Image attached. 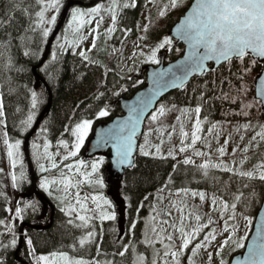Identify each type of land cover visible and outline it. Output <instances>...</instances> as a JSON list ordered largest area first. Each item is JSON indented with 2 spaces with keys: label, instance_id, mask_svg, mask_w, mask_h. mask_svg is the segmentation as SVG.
I'll return each instance as SVG.
<instances>
[{
  "label": "snow or ice",
  "instance_id": "1",
  "mask_svg": "<svg viewBox=\"0 0 264 264\" xmlns=\"http://www.w3.org/2000/svg\"><path fill=\"white\" fill-rule=\"evenodd\" d=\"M149 3H153V0H148ZM180 5V0H169L168 4H164L159 8V16L162 18L165 16L166 11L169 7L176 9ZM35 6L38 10H35V21L32 22L26 31L39 33L42 37V42L47 41L49 35L53 33V29L57 24L58 15L61 9L65 7L64 0H35ZM137 6V0H131V3H121L120 0H109V3L103 4L97 2L94 6L88 7H71L69 16L67 20V25L64 28L61 36L56 37L57 43L53 45V51L51 53V61L57 62L58 56L62 55L66 49H76L81 44L85 37L82 34V29L86 25H91L95 22L96 27L92 28L89 32L91 35V46L87 49L81 48L79 52L73 51V55H79L82 61L88 63H94L86 52H92L97 48V37L99 35L100 23L103 19L104 14H109L111 19V25L107 28L106 39H112V34L117 31L116 25L118 24L119 11L118 9H128L135 8ZM19 7V5H17ZM187 14L184 15L183 19L180 20L179 24L175 29V34L179 39L183 40L188 47V53L184 57L185 63L182 65L181 71L182 75L173 74V80L171 81L174 86L183 87L184 82L193 73H204L205 71H213L211 67L206 68L205 62L215 61L216 64H221V62H226L229 65V72L231 75L235 76L237 80L243 81L245 76L252 71L253 67L260 64V61H264V0H195V3L190 5V10H187ZM25 15H30L29 9H22ZM46 13H54L50 15V18L46 17ZM5 18L9 21L12 20L11 15L5 14ZM31 18V17H30ZM99 18V19H97ZM3 25V21H0V26ZM139 30V25H137ZM121 31L127 35L131 29L124 28ZM144 31H147V25ZM71 33L72 39L70 40L68 34ZM93 33H95L93 35ZM144 37H141L143 39ZM61 40L63 42H61ZM173 43L172 39L165 36L154 48L150 50V54L145 56V62L156 64L157 52L165 48L166 46H171ZM11 47V40L6 43H0V73H7L12 70L17 72L22 71L20 68H15L12 56L8 55L9 49ZM42 49L37 48L36 51L29 53L24 52L25 56L38 57ZM251 54L252 57L260 58L252 59L251 63L245 65L243 61L246 56ZM144 56V53H140ZM237 59L241 61V66L236 73H232L231 65ZM264 67V64H260ZM50 65L45 63L42 72L49 80L53 79V73L49 72ZM179 81V84L176 82ZM7 83L11 84V78L7 79ZM221 84L224 83L223 80L220 81ZM260 83L264 85V74L260 75ZM213 91L215 90L216 81H212ZM230 91H231V81H229ZM15 89L9 88V93L14 92ZM30 93V107L27 112L26 118H21L19 121V126L15 123L13 124V131L15 132L18 127L20 138H14L10 135L7 130L6 117L7 111L6 106L3 101H0V135H2L3 144L6 146V156L10 165V169L7 173L0 168V175H5L10 177L11 187L15 191H21L23 185L31 183L30 176L25 167V154L22 152V145L26 143V136L29 131L34 132L35 138L31 141V156L35 161L38 171L43 174L50 170H60V165L63 161H68L70 158H74L80 152L81 148L85 144V140L92 129L93 121L87 118H81L75 121L73 124L65 125L63 132L60 134L64 137L65 133H70L73 138L71 143L66 138H61L57 141V147L62 148L64 151H56L55 153L50 152L49 149L53 146L48 139V126L47 124L40 125V130L35 132L34 122L37 120V112L40 104L43 102L40 94L31 89L28 90ZM246 89L241 84V87L237 89L238 93H244ZM103 93H100L96 98L99 99ZM230 92H223L221 96L215 97V99L228 100ZM258 95L264 97V90H259ZM204 100V93L197 99V104L194 108L184 107L177 108L173 105L172 109H167L164 105H161L156 112L151 115V121L153 123L158 122V117H163L167 112L176 110L181 115L176 117L177 121L181 120V116H188L191 112L195 113V122L192 125L191 131V144L185 145V139L188 137V133L184 130V125L181 124V146L179 147L180 153H185L188 147H193V155L199 157L206 155L201 151L195 150L194 146L198 141L204 139L201 133L203 132L202 125L207 122L210 126L207 128L208 134H213V137L217 141L221 132L224 130V122H211L208 117L205 116L201 119L202 107L201 104L206 103ZM236 98L231 99V103H236ZM151 100L144 102L143 108H146ZM261 105H264V99L258 101ZM253 105L241 103V110L239 112L231 113L232 115H242L244 117L249 116V112L246 109H251ZM143 108L139 109L138 115L134 118L133 115H129L128 119L117 126V130L111 134L110 137L104 138L103 142L108 143L109 140L113 143V148L115 150L116 159L114 163H118L121 166L135 167L132 160L133 145L136 144L135 136L137 131V119L140 115H143ZM21 110L17 108V112ZM133 113L137 112V109L132 110ZM107 107L101 108L97 113V118L108 116ZM227 116L229 113H222ZM174 129V125L172 126ZM259 127V131L256 128ZM219 128V131L217 129ZM243 129L246 134L247 131L252 130L254 134L249 140L248 144L242 149L239 145L233 147L232 154L235 155L239 149L243 153H247L250 150V145L253 142H264V124L252 125L250 122L245 124H238L234 127V131L240 132ZM163 134L161 129H156ZM145 136L144 144L139 145L140 153L143 156L154 155L151 150H146L149 148L148 137L150 132L143 133ZM259 138V141H257ZM171 139V133H169V140ZM245 135L240 136V140L243 141ZM42 140V143L38 141ZM230 139H225L222 146H220L217 151L219 157H224L226 155V148L229 144ZM163 143V140H161ZM155 148V154L161 153L160 144L152 145ZM168 156L173 160L176 156L173 154V149H169ZM60 158L59 160L57 158ZM160 158H164L160 156ZM46 161V163L44 162ZM246 162V158L242 159L239 163L242 166ZM193 161L189 158L183 160L184 165H190ZM235 163V162H233ZM104 164L103 158H99L86 164L84 160H77L75 163L63 164V168L67 171L60 170V178L49 179L47 176H43L39 179V188L52 195L54 186L56 191H63L65 195L60 197V203L64 206L60 207V211L64 213L67 219V223L76 229H81L86 231L85 234H81L78 238V244L80 248H84L86 245H92L98 233L89 227L90 222L98 218L101 222L105 221H116L117 212L115 211V206L112 201L106 198L102 194H93L89 196H81L79 191L74 194V203L68 199L72 196L70 189L78 187L80 184L87 183L88 185L98 186L99 189H104L105 180L103 177L99 176L101 166ZM19 166V171H14ZM90 167V171H82ZM199 170L203 171L204 176H208V170L219 169L223 172L231 173L240 178H247L248 180L259 179L264 182V162L259 163L254 166V170L243 171L239 168L230 167L227 163L222 160L219 163L206 162L197 166ZM175 171V166L173 168ZM173 180L172 176H169L167 183H171ZM167 183L165 187L158 189L159 193H163L167 188ZM242 187L247 188L249 185L247 183L243 184ZM188 188H181L178 191L170 194L180 195L184 193L187 195L189 193ZM225 191H227V186H225ZM237 192H240V188H237ZM243 193L237 195L233 194L232 198L225 202L223 199L218 197L215 193L211 197V207L212 210L219 212V218L223 221L222 231L228 233L231 227V234L227 236L226 239L222 240L219 244V249L215 252V256L220 257L219 264H226L222 258L223 249L230 242H232L237 247H243V238L234 240L233 236L236 232V226L229 225V220H234L236 216V210L238 203L242 202ZM191 196L193 198L199 197L201 202L206 199V193L204 191H191ZM0 197L5 201L6 206L2 209L3 212L8 215L5 218H0V225L3 226V231H0V249L3 252H7L10 248L16 249L18 245V234L16 231V226L13 221L19 219L23 221L25 218L26 210L31 209L32 213L35 214L39 210V201L24 200L17 201L14 214L11 210V198L6 194L4 190V185L0 184ZM149 195L143 197L144 201L149 200ZM95 207H89L88 201ZM127 199V197H125ZM158 200H161L160 196H157ZM247 199V197H245ZM130 209V205L126 206ZM143 207V201L140 202L139 206L135 209L139 213L140 209ZM153 213L149 219L153 222L152 226L148 228V232L151 235L145 233L144 239L140 241L147 248L152 249L150 260H146L145 256L137 252L135 242L130 241L128 244H120L117 253L114 255H119L120 257H125L126 254L131 251L134 255L132 264H196L195 258L201 251H207V246L213 241H216V229L211 228L206 234L203 235L202 240L198 239L201 233L205 229H209L216 222L211 217V212L206 213L208 216L207 222H202V217L199 214H194L192 211L188 212L187 217L184 215V209L187 207L183 204L177 207L175 203H172V207L176 208L180 213L179 221L180 226L178 227L175 221H170L167 219L158 220L157 217L160 213L156 212V206L151 205ZM105 208L111 211H105ZM231 210V215L226 216L225 213ZM164 215L171 216V212L167 211ZM194 217L195 224L191 226L185 225V220ZM246 224H251L252 221L247 216H244ZM79 221V223H77ZM130 231L136 228L137 221L129 220ZM159 224L161 227H157ZM167 225L172 229L171 232L164 228ZM114 231V229H113ZM163 233V234H162ZM175 233H179V238L181 243L176 244L174 241L176 239ZM25 237L24 242L28 246V255L32 257L33 264H115L113 260H100L98 257L102 254L101 245L96 243L95 249L97 253V258L85 259L83 257L77 258L69 255V253L64 251H53L48 255L37 254L33 247L32 239L27 237V233H22ZM102 235V230L100 232ZM5 237H10V239L5 242ZM259 241V242H257ZM162 245V248H156V245ZM191 246V247H190ZM75 250V249H74ZM190 252V254H188ZM2 254V253H0ZM213 259V254L208 253L207 260L210 262ZM250 264H264V232L261 228H257V238L253 241V244L249 246V256L246 257ZM0 264H4V260H0Z\"/></svg>",
  "mask_w": 264,
  "mask_h": 264
},
{
  "label": "trees",
  "instance_id": "2",
  "mask_svg": "<svg viewBox=\"0 0 264 264\" xmlns=\"http://www.w3.org/2000/svg\"><path fill=\"white\" fill-rule=\"evenodd\" d=\"M67 1L91 3L96 0ZM190 2L191 1L180 0L179 7L171 10L167 9L164 16L165 19L159 16V8L164 4H168L169 0H153V3H149L150 6L147 4L151 7V14H149L150 22L147 25L146 40L151 42V44H154L160 42L165 36L169 37L172 27L185 13ZM17 5H19V7H17ZM139 5L141 6L142 2H140ZM149 7H147V9ZM22 9H29L30 15H25L22 12ZM35 10H38L35 6V0H0V21H3V25L0 26V43H6L8 40H11V47L8 55L12 56L15 68L22 69V71L19 72L12 70L7 73H0V100L4 102L8 114L6 117L7 130L14 138H20L18 127L14 132L13 124L15 123L19 126L20 119L26 118L30 107V93L28 90L31 89L40 94L43 101L37 112V120L47 108L49 99L51 100L49 112L40 123V125L47 124L49 129V141L52 142V140L56 138H66L71 143L72 139L70 133H65L64 137H61L60 135L66 124H73L81 118L91 119L96 124L106 123L108 120L121 115L118 101L120 99L131 98L145 85V81L139 78L129 80L128 76L119 73L115 67H108V62H113L115 57L114 55L106 54L105 49H102L93 55L95 60H97L94 61V63L82 61L79 56L73 55L72 53L73 51H76V49H66L62 55L58 56L57 62H52V47L51 53L45 63L50 65L48 71L53 73V79L49 80L45 75V72H42L40 69L37 71V74L44 83L41 81L39 86L36 87V79L33 75V70L39 65L44 57L47 41L42 42L39 30L36 32L26 31L30 24L36 19L34 14ZM6 13L11 15V21L5 18ZM138 14V9L127 11L125 13V17L131 16V18H133L131 22L129 20L130 25L126 26L128 29L134 30L136 22L134 19L138 18ZM152 21H163V24L158 27L152 23ZM118 38L119 35L115 37V40ZM56 43L57 41H55L53 45ZM167 47L169 48L168 60L174 61L182 55L181 47L176 45ZM37 48L42 49L38 57L24 55L25 51L32 53L36 51ZM251 60L252 58L250 56H246L243 63L248 65L251 63ZM240 66L241 61L234 60L231 65L232 73H236ZM261 69L262 67L258 64L245 76L243 81H240L230 74L229 65L224 64L217 70H213L206 76H203L201 79H193L182 90L175 91L165 97L156 110H158L161 105H164L167 109L173 107V105L177 108H194L197 104V99L201 95V92H203L204 100L207 102L201 104V119L207 116L208 120L213 123L227 121V123L224 124V130L221 133L227 132L238 124L242 125L243 123L245 124L249 122L252 125L264 124L261 104L258 103L254 95L255 80L259 76ZM8 78H11V84L7 83ZM213 80L216 81L214 91L212 84ZM221 80L224 81L223 84L220 83ZM229 81H231V91ZM241 84L246 89L244 93L237 92V89L241 87ZM10 87L15 89V91L9 93ZM223 92H230L228 100L215 99V97L221 96ZM100 93H103V95L97 99L96 97ZM49 95H51L50 98ZM233 97L236 98V103H231ZM241 103H251L254 106V109L257 110V113L260 114L261 120L257 123L250 116L244 117L242 115H232L231 113L239 112L241 110ZM105 106L109 113L108 116L97 118L98 111ZM17 108L21 111L17 112ZM254 109L249 110L255 112L253 111ZM225 112L229 113V115L225 116L222 114ZM167 117L168 112L163 118L158 117V122L156 124H164ZM35 123L36 122H34V125ZM40 125L36 132L40 130ZM204 126H207L208 128L210 124L205 122ZM153 129H155V125L151 123L150 116L145 124V132H149V130ZM257 130H259V127L256 128V131ZM30 133L31 130L27 136ZM252 133L253 131L249 130L246 134L244 131L241 134L250 136ZM1 137L2 135H0V148ZM34 138L35 136L33 135L30 139L29 153L33 172L37 180V191L45 198V200L51 201L54 204V207H56L59 203L57 202L55 205V203L48 198V193L43 192L38 186L39 179L42 178L44 173L41 174L38 171L37 165L31 156L30 145ZM262 146L264 147V145ZM93 160L94 159H84L86 164H90ZM103 160L104 164L101 166L99 172V176L101 177L103 170L109 164V160L106 156H104ZM24 163L26 170L28 171L26 160ZM134 165L135 167L126 171L120 185L119 193L123 200L122 203L124 204L122 212L126 211L127 214L126 229L130 227L129 220L137 221V228L134 232L135 237H139L141 221L139 218L142 219L146 208L152 201L153 195L158 189L165 187L170 175L173 180L171 183H167V188L165 190L177 191L181 188H188L189 190L212 191L217 193L219 197L225 201H229L233 194L239 195L243 193L242 202L238 203L236 211L251 217L253 220L255 219L264 199V182L260 181L258 178L248 180L247 178H240L231 173L220 172L205 177L194 166L191 167L179 164L178 161L173 160L170 157H164L162 159L156 156H143L140 153V149L135 157ZM174 166L175 171H173ZM0 168H2L5 173L9 172L6 162H0ZM14 171L18 172L19 166ZM57 171L58 170H52V172ZM245 183H247L249 187H242ZM0 184L4 185L6 194L13 199L15 206L17 202L16 198L31 191V183L23 185L21 191L13 190L10 177L5 175H0ZM225 186H227V191H225ZM55 187L56 186H54L52 193L56 195L58 201L59 195L58 191L55 190ZM106 188L105 185V189ZM237 188H240L239 193L237 192ZM105 189L103 190L105 191ZM145 195H149L150 198L148 201L143 200ZM125 197H127V199H125ZM245 197H247V199H245ZM33 198V201H39V210L35 214L32 213L31 209L26 210L25 218L22 222L27 225L45 227V224L49 222L51 214H49L48 217V212L45 213L43 208L44 205L40 199L35 196ZM24 200H28L27 197L22 198L20 201ZM141 201H143V207L139 211V216L136 217L137 212L135 209L139 206ZM128 205H130V209L126 207ZM6 206L9 205H6L4 199L0 197V218H5L8 215L2 211ZM12 209L13 207H11V210ZM46 216L47 218H45ZM41 218H43V221H41ZM14 225L16 226V231L18 233V223L15 221ZM115 227L116 224L112 221H109V223L105 225L101 247L106 250L107 254H101L98 258L102 261L113 260L115 261V264H122L123 258L118 254L114 255L119 249L118 241L120 240L119 236H117L118 231L117 234L115 233ZM3 230V226L0 225V231ZM82 233L84 234V230L76 229L69 225L67 219L62 217L57 210L54 213L53 224L50 229L47 231H27L28 237L33 241V247L37 254L48 255L53 251H64L71 256L76 255V257H81L83 252L88 250V246H90L86 245L84 248H80L78 238ZM248 235H250V232ZM8 239H10V237H5V242H7ZM18 246L19 239L16 249L13 250L10 248L7 252H3V250L0 249V253H2L0 254V260H4V264H33L32 257L27 254L28 247L22 245L18 252ZM240 250L241 249H239V252ZM89 251L91 252L92 249ZM17 252L18 254H16ZM110 252H113L114 254ZM237 253L238 252H236V254ZM16 257L20 262L16 261ZM95 258H97V256Z\"/></svg>",
  "mask_w": 264,
  "mask_h": 264
},
{
  "label": "rangeland",
  "instance_id": "3",
  "mask_svg": "<svg viewBox=\"0 0 264 264\" xmlns=\"http://www.w3.org/2000/svg\"><path fill=\"white\" fill-rule=\"evenodd\" d=\"M187 1H191V0H187ZM124 2L131 3V0H123L122 3H124ZM149 6H150V4H149ZM149 6L145 5L144 10L141 12V18H140L139 22L137 23V25H139V30L137 29V31H134L131 34H129L128 39L125 43H121L119 41L114 42V34H112V39H106V37H107L106 30L111 25V19H110L109 14H104L105 16H103V19L100 23L99 31L101 32V34L104 37V41H105V45H106V51L108 53L113 51L110 55H112V56L114 55V57H115L113 62H108V66L109 65L115 66L119 73H123L126 76L127 75L131 76L132 74L138 76L142 67L151 65L152 63L145 62V56L149 55L150 50L152 48H154L159 43V42H157V43L151 44V42L146 40L147 32H145L144 29H145V26L148 25V23L150 22V15L149 14H151V7H149ZM146 7H149V8L147 9ZM130 9H132V8L130 7ZM171 9H172L171 7L168 8V10H171ZM118 11L120 14L121 11L119 9H118ZM51 14H54V13H46V17L50 18ZM162 18L165 19L164 17H162ZM97 19H99V18H97ZM166 20H168V19H166ZM152 23H154L155 25L160 27L163 24V21H160V22L159 21L158 22L152 21ZM95 27H96V25L93 26V28H95ZM91 29H92L91 25H86L82 29V34L85 37V39H83L81 44L79 45V47L76 48V50L78 52L81 48L87 49L91 46V39L92 38H91V35H89V32ZM132 35H134V36H132ZM68 37L70 40L73 38L71 33L68 34ZM141 37H144V38L141 39ZM61 42H63V41L61 40ZM172 45H174V42L172 43ZM166 47L160 49L157 52L158 63H156L155 65L159 64V54L161 53V51H166L168 53V50L166 49ZM97 51H98V48L92 52H86V55H88L92 61H97L93 57V55L96 54ZM141 52L144 53V56L140 55ZM167 61H170V60H167ZM168 109H172V107H170ZM251 109H254V106ZM246 111L249 112V116L255 122L258 123L261 120L260 114L257 113L256 109L253 110L255 112H252L249 109H247ZM178 115H180V113L176 110H173V111L168 112V117L164 121V124L163 123L162 124H156V123H153L151 121V123L153 125H155V129L149 130V132H150V135L148 137L149 148H146V150H151L153 152L154 155H151V156H156V157L163 156L165 158H168L169 157L168 156L169 149H173V154L176 156L175 160L178 161L179 164L184 165L183 160L185 158H189L193 161V163L190 165H186V166H191V167L194 166L202 174H203V171L199 170L197 166L202 164V163L209 162V161L211 163H219L222 160L224 163H227L230 167L239 168L240 170H243V171L254 170L255 165L264 162V147L262 146V145H264L263 142H259L258 146H257V142H253L250 145V150L247 153H243L242 151H240L238 149L235 155L232 154L233 147H236L237 145H239V148L242 149L245 145L248 144L249 140L251 139L252 135L254 134V132H253L250 136L245 135V139L243 141H241L240 136L242 135L241 133L243 132V129H241L240 132H236V131H234V127L225 133H221L219 136V140L217 141L216 139L213 138L215 136V132L211 135L208 134L207 133V126H204V124H203L202 125L203 132L201 133V135H202V137H204V139H202L201 141H198L197 144L194 146V148H195V150L201 151V152L205 153L206 155L199 156V157L193 155V147H188V149L185 153H180L179 147L181 146V139H182L181 132H180L181 124L184 125V130H185V132L188 133V137L185 139V145H190L191 144L192 125L195 122L196 117H195V113L191 112L188 116H181V120L177 121L176 117ZM161 118H163V117H161ZM173 125L175 126L174 129L172 127ZM92 128H93V125H92ZM156 129H161L163 134L161 135V132L156 131ZM217 131H218V129H217ZM257 131H259V130H257ZM91 132H92V129L90 130V134H91ZM145 133H148V132L146 131ZM169 133H171V139L170 140H169ZM89 135H88V137H89ZM88 137L86 139H88ZM59 139L60 138H56V139H53L52 142H50L53 145L49 149L50 152L55 153L56 151H60V152L64 151L62 148L57 147V141ZM71 139H73V138L71 137ZM225 139H230V142L226 148V155L221 158V157H219V153H218L217 149L223 145ZM161 140H163V143H161ZM257 141H259V138H257ZM38 142L42 143V140H40ZM144 142H145V136H143V138L141 139L140 144H144ZM85 144H86V140H85ZM85 144L81 148L80 152L77 154L76 157L70 158L68 161H63L61 163L60 170H63L65 172L67 171L66 169L63 168V164L75 163L77 160H84L82 157V152L85 148ZM156 144H160V146H161V153L160 154H155V148L151 147L152 145H156ZM99 158L104 159V156H101V157L98 156L94 160L99 159ZM245 158H246V162L241 166L239 162ZM57 159L59 160L60 158L58 157ZM0 162H3V163L6 162V165L8 167V171H12L10 169V165H9L8 160H7L6 146L3 144L2 137H1V148H0ZM44 162L46 163V161H44ZM233 162H235V163H233ZM60 170H58L57 172H52V170H50L49 172H47V174L44 173L43 176H47L49 179H58V178H60ZM82 171H90V167L86 168V169H82ZM218 172L227 173V172H223L219 169H211L210 168L208 170V176H210L214 173H218ZM205 177H207V176H205ZM104 189H105V187H104ZM119 190H120V183H119L118 188H116V190H115V194H116V197H117L119 204H118V206H116L113 203L115 206V211L117 212V220L112 221L116 224L115 233L117 234V231H118L117 236H119V239H120L118 241L119 245L120 244H128L130 241H133V242H135L137 252L139 254L144 255L146 260H150L152 249L147 248L145 245L140 243V241H142L144 239L146 232L148 235H151V233L148 232V228L150 226H152L153 222L149 219V217L152 215H155V213H153V211H152L151 205L154 204L156 206V212L160 213V215L157 217L158 220L167 219L170 221H175L177 226L179 227L180 226V221H179L180 213L177 211L176 208L172 207V203H175L177 205V207H180L183 204H186L187 207L184 209V215L186 217L188 215V212L192 211L194 214L201 215L202 222H207L208 216L206 215V213L211 212V217L216 222L209 229H205L204 232L201 233L200 237H198V239L202 240L203 235L206 234L208 231H210L212 227H214L216 229V236H217L216 241H213L210 245L207 246V251H201L197 255V257L195 258L196 264H209V262L207 260V256H208L209 252H211L213 254V259L210 262V264H219L220 257L215 256V252L219 249L220 242L222 240L226 239L229 234H231V227H230V231L228 233H224L222 231L223 221L220 220V218H219V212L212 210V207H211V197L214 194V192L206 191V190H190L187 195H185L184 193H180V195L177 196L174 194H170V193H174L176 191H172V190H168V189L165 190L163 193H159L157 191L153 195V198H152V201L150 202V205L146 208V211L143 214L142 219L139 218V220H141L140 221V229H139V237H135L134 232L136 231L137 227L131 231L129 230L130 227H128L126 229L127 214H126V211L122 212V209L120 208V205H121L123 200L120 197ZM69 191L72 193V196H69L68 199L74 203V194L77 191H79L81 193L82 197L83 196H89L90 197L93 194H102L105 196L106 189L104 191L103 189H99L98 186L88 185L85 182L83 184H80L76 188L70 189ZM191 191H197V192L204 191L206 193L205 201L201 202L199 200L198 196L193 198L191 196ZM30 193H31V191L30 192L28 191L24 195L16 198V200L20 201L22 198H26L27 195H29ZM215 194L219 197V195L217 193H215ZM58 195L60 198V197H63L65 195V193L61 190V191H58ZM157 196H160L161 200H158ZM48 198L50 200H52L55 203V205L57 204V202L59 203V205H56L57 208L55 207L54 210L55 211L57 210L62 217H64L65 219H68V217H66L64 215V213H62L59 210L60 207L64 206V205H62L60 203V200L57 201L56 195L54 193H52L51 196L48 194ZM108 199L110 201H112L111 197ZM225 202H228V200ZM87 203H88L89 207H92V208L95 207L94 205L91 204L90 199ZM262 203H263V201H262ZM262 203H261V206H262ZM261 206H260V209H261ZM11 207H13L12 211L14 214L15 203H13V199H11ZM44 210H45V213L48 212V217H49V214H50L49 209L44 208ZM55 211H54V213H55ZM105 211H111V210L105 208ZM167 211L171 212V216L164 215V213ZM225 215L226 216L231 215V210L226 212ZM138 216H139V213H136V217H138ZM244 216H246V215L236 211L235 219L229 220V225L231 226L234 224L236 226V229H237L234 236H233V239L237 240V239L243 238V240H242L243 247L245 246V242H246L248 233L251 231L253 223H254V220L251 219V217L247 216L249 219H251L252 223L246 224V222L244 220ZM45 218H47V216ZM53 218H54V216L52 217V220L49 219V222L47 223L48 225L45 224L46 225L45 227L50 226L49 229L51 228V226L53 224ZM15 221L18 223V226L22 223L20 220L18 222V219L14 220L13 222H15ZM41 221H43V218H41ZM50 222H52L51 225H50ZM77 223H79V221H77ZM107 223H109V221L101 222L98 218V215L94 221L90 222L89 227L91 229L95 230L98 233V236H97L95 242L91 246H88V250L83 252L81 257H83L85 259H94L97 256L95 244L96 243H98L100 245L102 244L104 231H105L104 227ZM195 223L196 222L194 220V217H191V218H188L185 220L186 226H191V225H194ZM156 226L158 228L161 227V225H159V224H157ZM163 227L167 228V230L169 232L172 231V229L170 227H168L167 225H164ZM101 230H102V235H100ZM84 234L86 235L85 230H84ZM20 235L24 236L23 234L19 233L18 239L24 240V238L20 237ZM175 236H176V239L174 242L176 244L181 243V240L179 238V233H175ZM27 237H28V235H27ZM22 244L24 245V247H28L24 241L22 242ZM19 245H20V242H19ZM243 247H237L232 242H230L227 246H225L223 249L222 258L224 259L226 264L227 263L230 264L231 257L234 254H236L238 249L243 248ZM156 248H162V245L157 244ZM18 249H19V246H18ZM91 249H92V251L90 252L89 250H91ZM118 250H122V249H118ZM110 253H113V252H110ZM102 254H107L105 249H102ZM188 254H190V252ZM77 258H80V257H77ZM133 259H134V255L131 251H129L126 254V256L123 257L122 264H132ZM185 264H186V262H185Z\"/></svg>",
  "mask_w": 264,
  "mask_h": 264
},
{
  "label": "water",
  "instance_id": "4",
  "mask_svg": "<svg viewBox=\"0 0 264 264\" xmlns=\"http://www.w3.org/2000/svg\"><path fill=\"white\" fill-rule=\"evenodd\" d=\"M195 3V0L192 1L191 5ZM74 6H83L82 3L79 2H71L69 3L65 9L62 12L61 18L55 27L53 33L51 34L47 47H46V53L40 62L39 65H37L34 70H33V75L36 79V87L39 86L40 82L42 81L40 76L37 74V71L44 65V63L47 61L50 52H51V47L56 39V37L59 35L60 31L62 28L65 26L70 8ZM89 6H92L90 4ZM190 10V7L188 8ZM187 12L185 13V15ZM184 16L180 18V20L183 19ZM180 20L178 23L172 28L170 32V37L176 41V44L179 46H183V54L181 57H179L177 60L170 62L168 64L165 63V57L166 53H162L160 55V63L157 67L154 66H148L144 68L141 71V77H146V83L145 86L141 89H139L130 99H120L119 100V105H120V110L122 112L121 116H118L114 118L111 122L107 124H100L98 125L90 137L89 141L87 142V145L85 147L83 157L85 159H91L93 157L97 156H104L107 155V158L109 160V165L105 168L103 172V176L105 179V183L107 187L109 188V195L116 201L117 204L118 200L115 194L116 188H118L119 183L123 180L124 174L127 170H130L132 167H129L127 165L121 166L118 163H114L116 159L115 155V150L113 148V143L111 140H109L108 143H104L103 140L104 138L110 137L113 132L117 130V126L120 124H123L129 117V115H133L135 118L138 115L139 109L143 108L144 102L151 100V103L148 104L146 108H143V115H140L139 118L137 119V131H136V144L133 145V151H132V160L134 163L135 156L137 154L138 148H139V142L140 139L144 133V128L146 121L148 117L155 112L157 109L158 105L160 102L170 95L171 93L175 91H180L182 90L185 86H187L193 79H200L202 76L210 73L209 71H205L204 73H193L188 77V79L184 82L183 87H178L174 86L173 83L171 82L173 80V74L175 75H182V65L185 63L184 57L188 53V47L187 44L179 39V37L176 36L175 34V29L177 25L179 24ZM251 56V54H249ZM252 57V56H251ZM253 59L259 60L260 58L252 57ZM235 60V59H234ZM227 64L226 62H221V64H216L215 61H207L205 62V67L209 68L212 66L213 70H217L219 67L222 65ZM260 64H264V61H260ZM261 74H264V67H262ZM260 75L255 81V99L260 101L261 99H264L261 95H258L259 90H264V85H261L260 83ZM43 82V81H42ZM44 83V82H43ZM179 84V81L176 82ZM51 95H49V98ZM51 106V100L49 99V104L47 108L42 112L38 120L36 121L34 125V130L35 132L37 131L40 123L42 122L43 118L45 115L49 112ZM263 109V117H264V105H261ZM137 109L136 113H133V109ZM34 135V132L31 131V133L26 137V143L23 145V152L25 154V160L27 163L28 167V172L31 178V189L32 192L28 195V200H31L33 195H36L38 198L45 202L44 198L37 192L36 189V177L33 172L32 164H31V159H30V153H29V142L31 137ZM54 216V209L51 207V220L52 217ZM52 222H50L51 225ZM25 227H28L32 230L35 231H46L49 229L50 226H47L45 228L42 227H35V226H28L26 224H22L20 226V233H23V229ZM260 227L262 232H264V200L261 206V209L259 210L255 223L253 225V230L246 242V245L243 249V252L235 255L231 261L230 264H250V261L246 260V257L249 256V246L253 244V241L257 238V228ZM22 242L23 239H20V245L18 251L22 247ZM259 242V241H257ZM18 262L20 261L19 259H16Z\"/></svg>",
  "mask_w": 264,
  "mask_h": 264
},
{
  "label": "flooded vegetation",
  "instance_id": "5",
  "mask_svg": "<svg viewBox=\"0 0 264 264\" xmlns=\"http://www.w3.org/2000/svg\"><path fill=\"white\" fill-rule=\"evenodd\" d=\"M139 2H141V0H137V4H138ZM129 20H130V22L132 21L131 16H126L125 19H124V24H125L126 26L130 24ZM168 56H169V51H168L167 56H166L167 59H168ZM109 121H111V120H108V122H109ZM89 134H90V132H89Z\"/></svg>",
  "mask_w": 264,
  "mask_h": 264
},
{
  "label": "bare ground",
  "instance_id": "6",
  "mask_svg": "<svg viewBox=\"0 0 264 264\" xmlns=\"http://www.w3.org/2000/svg\"><path fill=\"white\" fill-rule=\"evenodd\" d=\"M232 258H233V257H232ZM232 258H231V259H232Z\"/></svg>",
  "mask_w": 264,
  "mask_h": 264
}]
</instances>
